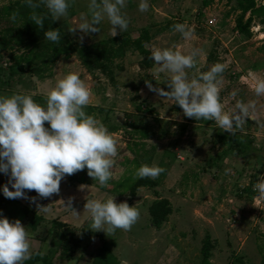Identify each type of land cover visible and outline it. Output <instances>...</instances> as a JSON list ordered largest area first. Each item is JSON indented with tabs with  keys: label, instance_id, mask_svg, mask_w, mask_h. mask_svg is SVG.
<instances>
[{
	"label": "rangeland",
	"instance_id": "374dc122",
	"mask_svg": "<svg viewBox=\"0 0 264 264\" xmlns=\"http://www.w3.org/2000/svg\"><path fill=\"white\" fill-rule=\"evenodd\" d=\"M14 1L0 0V95L26 93L43 104L44 94L55 80L75 72L90 90L88 105L95 119L117 142L107 186L100 187L86 170L66 175L59 182L58 193L37 198L49 208L47 214L25 199L0 194V216L20 221L30 252L46 257L49 264L264 263V199L252 190L257 177L264 175V96H254L250 88L253 76L264 79L263 13L242 16L234 0H147L148 10L140 12L139 0H127L122 13L128 26L123 32L117 29V35L134 38L146 28L149 55L153 46L182 52L194 47L200 49V71L214 63L224 64L219 91L224 110L237 100L256 102L257 120L246 119L233 130L254 148L244 150L218 141V132L226 131L211 120L186 118L168 98L149 91L144 80L165 89V75L154 71L151 59V66L142 65L141 55L132 46L116 52L104 62V69L88 68L71 53L56 60L49 75L20 73L10 56L27 52V47L24 37L18 35L20 18L6 14ZM255 2L264 5V0ZM86 5L87 0H73L67 14L55 20L75 50L111 37L106 20L97 33L84 35L82 41L78 37L83 34L69 33L68 27L78 23ZM176 23L192 29L191 41L172 30ZM34 63L39 64L40 58ZM186 71L190 77L195 75L194 69ZM141 164L159 166L163 172L154 179L135 178V169ZM75 178L85 179V183ZM6 183L7 177L0 174V184ZM82 184L87 187L80 191ZM109 196L138 210L136 222L127 231L89 229L91 221L83 204L87 199ZM69 197L78 216L64 206ZM158 201L165 202L169 211L156 222L149 208ZM33 215L38 219L31 226ZM56 223L60 225L55 227ZM63 244L68 248L64 252ZM203 247L208 249L205 261Z\"/></svg>",
	"mask_w": 264,
	"mask_h": 264
},
{
	"label": "clouds",
	"instance_id": "9594fccd",
	"mask_svg": "<svg viewBox=\"0 0 264 264\" xmlns=\"http://www.w3.org/2000/svg\"><path fill=\"white\" fill-rule=\"evenodd\" d=\"M28 9L27 20L38 28L47 18L57 20L67 14L73 0H20ZM127 0H87V11L81 12L78 23L68 27L69 33L84 35L97 33L102 21L110 26V35L126 30L128 20L122 13ZM43 6L45 12L37 10ZM147 0H139L137 9L146 12ZM14 18V17H13ZM172 30L184 41H191L193 31L184 23H176ZM44 39L56 44L60 40L57 29H47ZM200 49H179L153 46L149 58L156 65L154 71L164 74L167 90L154 87L148 79L145 87L160 97H166L177 105L186 118L211 120L221 131L229 134L239 129L246 119L256 121V102L249 100L224 110L219 101L222 63H214L206 71L197 68ZM194 69L189 76L186 70ZM254 96H264V79L253 76L250 85ZM236 95L235 92L232 93ZM90 102V90L75 72H68L57 78L44 94V104L35 102L30 94L14 92L0 95V174L7 177L6 184H0V194L7 199H25L34 204L36 210L47 214V205H40L38 199L51 197L59 192V182L79 170L106 187L112 177L117 142L104 125L84 108ZM45 122L47 127H45ZM227 171V170H226ZM163 169L156 165L141 164L135 169V178H156ZM87 186L79 185L80 191ZM11 189V190H10ZM252 190L264 199V175L257 177ZM28 191L36 196L29 197ZM64 204V203H63ZM64 206L72 210V198ZM83 210L90 219L92 231L112 233L116 229L127 231L137 220L138 210L126 202H115L113 196L105 199H87ZM30 243L25 227L18 219L9 221L0 216V264H24L30 258Z\"/></svg>",
	"mask_w": 264,
	"mask_h": 264
},
{
	"label": "trees",
	"instance_id": "16d2710c",
	"mask_svg": "<svg viewBox=\"0 0 264 264\" xmlns=\"http://www.w3.org/2000/svg\"><path fill=\"white\" fill-rule=\"evenodd\" d=\"M237 3V6L241 10L242 16L247 12H262L264 15V5H257L255 0H234ZM28 9L22 6L20 0H15L10 6L6 8V14L12 16H18L21 20V30L18 32L19 37H24L25 47H27V52H22L19 55H11L10 60L13 61V64L17 67L20 73L30 72L35 75H49L51 72V67L54 65L56 60L60 57L69 56L71 53H76L78 58L84 62L88 67H96L99 69H104V62L109 61L115 56L116 52H122L123 48L132 46V49L138 54L141 55L140 63L142 65H150L149 50H148V40L149 34L146 28L141 29L138 32V35L134 38L127 34L126 36L116 35L114 37H108L106 39L100 40L99 42L89 44L84 47H80L75 50L73 44L70 41L64 38L63 30L59 27V23L51 18H47L43 21L42 27H37L33 22L27 20ZM38 12H45L41 6ZM55 28L60 33V40L56 44L44 39V31L47 29ZM22 39V38H21ZM116 44V49L113 48V45ZM36 58H40V63L35 64L34 61ZM165 90H167L165 88ZM44 101V99H42ZM44 104V102H43ZM41 103V105H43ZM177 109H180L176 106ZM84 111L88 115H92L96 118L93 108L90 105H87L84 108ZM217 139L220 142H227L235 146H239L244 150H253L254 148L245 140V137L240 133L228 132H218ZM81 183H85V179H77ZM169 211V207L165 202H155L149 208V212L152 215V219L156 222H159L164 219L166 213ZM37 216L33 215L30 224L34 226ZM60 225V224H55ZM57 235V234H56ZM63 252L68 248L65 244L62 245ZM71 251V248L69 249ZM203 258L202 260H207L208 249L206 247L202 248ZM102 250L99 251L101 253ZM44 256H40L37 252H32L30 258L27 261H24V264H33L37 261H41L42 264H49ZM261 264H264L263 262Z\"/></svg>",
	"mask_w": 264,
	"mask_h": 264
},
{
	"label": "crops",
	"instance_id": "0c3cea01",
	"mask_svg": "<svg viewBox=\"0 0 264 264\" xmlns=\"http://www.w3.org/2000/svg\"><path fill=\"white\" fill-rule=\"evenodd\" d=\"M108 27L110 28V26L108 25ZM118 31V30H117ZM33 264H42V262L41 261H37V262H35V263H33Z\"/></svg>",
	"mask_w": 264,
	"mask_h": 264
}]
</instances>
